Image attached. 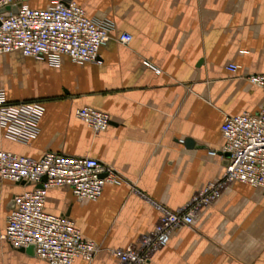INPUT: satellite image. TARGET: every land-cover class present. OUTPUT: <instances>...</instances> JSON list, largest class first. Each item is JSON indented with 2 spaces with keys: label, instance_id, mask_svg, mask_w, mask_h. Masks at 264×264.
<instances>
[{
  "label": "crops",
  "instance_id": "1",
  "mask_svg": "<svg viewBox=\"0 0 264 264\" xmlns=\"http://www.w3.org/2000/svg\"><path fill=\"white\" fill-rule=\"evenodd\" d=\"M63 1L109 22V39L96 61L83 64L65 55L51 65L19 51L0 54L6 98L44 106L36 138L16 142L0 128V150L35 159L48 151L88 156L120 174L95 200L54 186L44 203L100 248L90 262L71 264H118L111 250L149 233L158 206L176 210L220 178L223 118L261 108L264 90L247 76L264 73V0ZM49 2L27 0L33 8ZM122 32L131 35L128 43L118 40ZM84 106L109 116L105 130L75 116ZM33 187L0 177V234L13 196ZM0 264L50 263L0 238ZM146 264H264V189L227 182Z\"/></svg>",
  "mask_w": 264,
  "mask_h": 264
},
{
  "label": "built area",
  "instance_id": "2",
  "mask_svg": "<svg viewBox=\"0 0 264 264\" xmlns=\"http://www.w3.org/2000/svg\"><path fill=\"white\" fill-rule=\"evenodd\" d=\"M18 4L16 12H0V54L19 51L51 65H58L65 55L83 64L96 61L99 48L109 39L112 25L93 20L73 1L50 0L45 8H33L27 0H0V9ZM131 38L127 32L118 36L122 43ZM236 68L235 64L228 65L231 71ZM247 79L264 90V73L250 74ZM43 112L40 101H9L0 87V128L5 138L20 143L36 138ZM74 114L95 132L105 130L110 121L106 113L88 106L77 108ZM220 131L224 139L222 152L228 154L220 178L208 182L176 210L158 206L159 216L149 233L135 244L111 250L118 264H146L167 244L171 232L190 226L200 209L211 203L227 182L237 180L264 189V100L255 113L226 115ZM43 176L45 181H41ZM0 177L34 185L13 196L0 238L14 248L33 244L34 255L50 264H71L76 258L90 262L94 258L100 250L97 244L84 238L68 217L44 210L46 191L68 186L77 199L95 200L105 184L122 181L111 166L88 156L48 151L35 159L0 150Z\"/></svg>",
  "mask_w": 264,
  "mask_h": 264
},
{
  "label": "water",
  "instance_id": "3",
  "mask_svg": "<svg viewBox=\"0 0 264 264\" xmlns=\"http://www.w3.org/2000/svg\"><path fill=\"white\" fill-rule=\"evenodd\" d=\"M18 6H19V4H18V5H7V6H5L4 8L0 9V12H3V11H9V10L12 11V12H16L17 9H18ZM224 155H225V157H227L228 154H224ZM45 179H46L45 176H43V177L41 178V181H45ZM21 183H23V182H21ZM37 187H41V185L38 184ZM21 249L26 250V251L29 252L30 254H34V245H33V244H29V245L26 246L25 248H21Z\"/></svg>",
  "mask_w": 264,
  "mask_h": 264
}]
</instances>
